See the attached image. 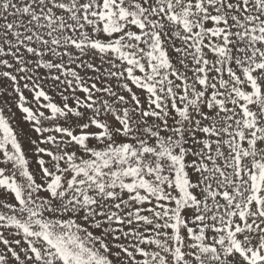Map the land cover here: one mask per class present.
I'll return each instance as SVG.
<instances>
[{
	"label": "snow or ice",
	"instance_id": "1",
	"mask_svg": "<svg viewBox=\"0 0 264 264\" xmlns=\"http://www.w3.org/2000/svg\"><path fill=\"white\" fill-rule=\"evenodd\" d=\"M0 264H264V0H0Z\"/></svg>",
	"mask_w": 264,
	"mask_h": 264
}]
</instances>
